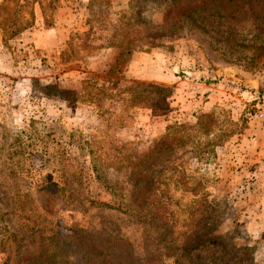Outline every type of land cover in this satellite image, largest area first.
<instances>
[{"label":"rangeland","instance_id":"rangeland-1","mask_svg":"<svg viewBox=\"0 0 264 264\" xmlns=\"http://www.w3.org/2000/svg\"><path fill=\"white\" fill-rule=\"evenodd\" d=\"M222 2L128 54L142 0H0V264H264V23Z\"/></svg>","mask_w":264,"mask_h":264},{"label":"trees","instance_id":"trees-1","mask_svg":"<svg viewBox=\"0 0 264 264\" xmlns=\"http://www.w3.org/2000/svg\"><path fill=\"white\" fill-rule=\"evenodd\" d=\"M93 1L94 0H92V2ZM222 1V3L224 4V0ZM154 2H157V12L162 14L163 23L156 24L151 19L153 16L151 13H149L148 15L144 14L145 10L151 12L150 7L145 8L144 5L152 6ZM226 2L235 3L242 8L243 13L250 12L251 15L254 16L255 20H260V22L264 23V0H226ZM211 3L212 0H142V14L141 12L138 13V19H135L134 21L130 20L123 22L120 26L121 30L123 31L119 35L121 37V41H119V44L120 46H122V49H127L126 53L130 54L131 51L128 48H124V43L128 44L135 40H144L145 38L149 39L148 42L153 44L154 40L160 37H173L176 29L183 27L184 21L190 22L189 24H193L194 14L197 13L200 17H202V19H205V15H203L201 12L208 8ZM246 5H249V9L247 10H245ZM153 10H156L155 7ZM144 15L147 17H145ZM141 25L142 29L140 30L138 27H141ZM195 26L201 27V25L199 24H195ZM121 53L123 54L125 53V51L122 50ZM215 120L216 119L213 118V114H206L203 115L200 125L208 130L210 129V127H213V124L216 125ZM175 128L186 129L189 128V125L176 124L169 126L167 133L156 145V148H163L165 147V145H168L169 141L173 140L171 139V133ZM194 232L196 233V231ZM190 233V231L186 233L188 237L191 235ZM86 237L90 245L88 249L89 255L81 259L87 260V262H85L84 264H115V255L110 251V249H108L109 246H111L112 248L116 247L111 243V239L108 240V242L104 240L103 243L100 242L99 245H95L91 237H97V234L92 235L87 233ZM207 242L217 243L218 241L217 238L212 237V235H205L204 237H198V239L191 244V248H196L199 245Z\"/></svg>","mask_w":264,"mask_h":264},{"label":"built area","instance_id":"built-area-1","mask_svg":"<svg viewBox=\"0 0 264 264\" xmlns=\"http://www.w3.org/2000/svg\"><path fill=\"white\" fill-rule=\"evenodd\" d=\"M259 116H262V117H264V112H262Z\"/></svg>","mask_w":264,"mask_h":264}]
</instances>
